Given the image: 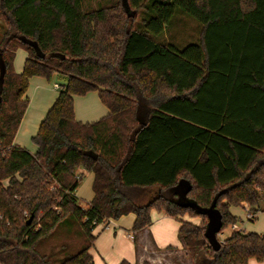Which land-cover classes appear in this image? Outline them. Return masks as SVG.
Masks as SVG:
<instances>
[{
    "label": "trees",
    "instance_id": "1",
    "mask_svg": "<svg viewBox=\"0 0 264 264\" xmlns=\"http://www.w3.org/2000/svg\"><path fill=\"white\" fill-rule=\"evenodd\" d=\"M142 8L152 14L135 29ZM176 8L201 23L198 43L180 50L156 40ZM0 18V264H50L37 245L67 217L86 242L55 264H93L95 226L133 213L136 233L152 209L178 219L191 264L264 259V230L232 229L213 250L206 215L187 203L214 202L220 232L237 221L230 206L264 210V0H124L88 11L83 0H0ZM55 74L65 82L31 152L13 142L29 79ZM89 91L108 112L82 122L73 97ZM79 169L93 173L83 206Z\"/></svg>",
    "mask_w": 264,
    "mask_h": 264
},
{
    "label": "crops",
    "instance_id": "2",
    "mask_svg": "<svg viewBox=\"0 0 264 264\" xmlns=\"http://www.w3.org/2000/svg\"><path fill=\"white\" fill-rule=\"evenodd\" d=\"M4 29V22L0 18V41ZM25 57L26 52L22 48H18L15 51L13 68L16 72L22 70ZM31 82V86L36 90L37 102L34 105L32 103L30 106L28 101L13 142L33 152L35 146L31 142V136L36 132L40 120L55 100L58 92L56 93L55 90L54 92L49 83L43 80V77L32 76L29 79V84ZM73 101L75 118L82 122L95 121L108 112L107 107L100 101L96 91H89L84 95H75ZM79 171L84 178L83 180L81 179L80 184L75 189V194L78 199H83L87 203L93 196L91 188L93 173L83 169H79ZM238 208L230 206L229 211L231 214L240 217L241 213ZM242 210L245 209L240 208V211ZM150 215V224L133 233L132 238L128 234L132 233L130 228L134 220L133 213L121 215L117 219H109V221L105 222L106 228L102 224L95 226L91 232L94 238L88 248L93 264H117L122 259H126L133 264H191V260L178 234V219L162 210L152 209ZM184 218L191 220L188 216ZM255 219L259 221L261 228L257 231H248H263L264 210L259 211ZM235 225L236 228L234 229L242 227L243 230H246L244 226H240L237 223ZM229 226L233 229L232 224ZM85 242L84 240L83 244ZM247 264H264V259L258 261L254 258H249Z\"/></svg>",
    "mask_w": 264,
    "mask_h": 264
},
{
    "label": "rangeland",
    "instance_id": "3",
    "mask_svg": "<svg viewBox=\"0 0 264 264\" xmlns=\"http://www.w3.org/2000/svg\"><path fill=\"white\" fill-rule=\"evenodd\" d=\"M117 2H124V0H83L85 10H93L103 6H108L115 4ZM152 14L151 11L147 13L145 8L138 10L134 16L133 27L135 29L141 28V19L147 18ZM201 29V23L185 13L180 8H176L175 12L167 25L165 26L163 33L156 37L158 42H165L172 44L177 49H182L189 43H198L199 33ZM43 80L49 83L53 91L56 93L59 89L53 87V83L56 82L59 85L65 82V77L60 74H55L51 77L50 81L45 78ZM32 82L28 84L27 95L29 98V105H33L37 102V97L35 95L36 90L33 89ZM54 91V92H55ZM54 94V93H53ZM84 177H82L83 180ZM79 203L83 206L85 201L79 198ZM239 207V206H236ZM238 211L241 213L240 217H237L236 223L240 226L246 228L245 231L255 230L257 231L260 227L259 221L256 219L247 220L245 218V210ZM243 209V208H241ZM192 222L199 223L201 220L205 222L206 220L201 217H190ZM242 220V221H241ZM242 229V227L240 228ZM232 229L230 226L225 227L221 232L217 234L218 239L226 238ZM85 240L81 229L72 220V218L67 217L57 224L54 230L46 237L41 239L37 245V250L40 254L45 255L50 264H55L60 260L66 258L70 254L75 253L82 245Z\"/></svg>",
    "mask_w": 264,
    "mask_h": 264
},
{
    "label": "water",
    "instance_id": "4",
    "mask_svg": "<svg viewBox=\"0 0 264 264\" xmlns=\"http://www.w3.org/2000/svg\"><path fill=\"white\" fill-rule=\"evenodd\" d=\"M187 203L198 213H203L207 217L204 237L207 240L208 245L213 250H218L221 245V241L217 238V234L220 232L222 226L221 213L219 209L215 207V203H211L207 207H202L195 201L187 200ZM31 217H29L30 220Z\"/></svg>",
    "mask_w": 264,
    "mask_h": 264
},
{
    "label": "built area",
    "instance_id": "5",
    "mask_svg": "<svg viewBox=\"0 0 264 264\" xmlns=\"http://www.w3.org/2000/svg\"><path fill=\"white\" fill-rule=\"evenodd\" d=\"M60 86H61V85H59V84L56 83V82L53 83V87H54V88H59ZM255 216H256V215H255L254 213L250 212V211H246V213H245V218H246L247 220H252V218H254ZM107 221H109V219H107L105 222H107ZM105 222H102V223H100V224H102L103 227L106 228L107 225H106ZM232 228H233V229L236 228L235 223H232ZM128 236L132 238V237H133V233H129Z\"/></svg>",
    "mask_w": 264,
    "mask_h": 264
}]
</instances>
